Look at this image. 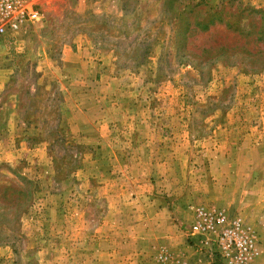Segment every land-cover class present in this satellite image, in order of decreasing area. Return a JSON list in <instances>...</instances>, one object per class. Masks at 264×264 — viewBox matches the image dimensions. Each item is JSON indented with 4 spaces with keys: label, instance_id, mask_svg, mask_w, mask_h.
I'll use <instances>...</instances> for the list:
<instances>
[{
    "label": "rangeland",
    "instance_id": "rangeland-1",
    "mask_svg": "<svg viewBox=\"0 0 264 264\" xmlns=\"http://www.w3.org/2000/svg\"><path fill=\"white\" fill-rule=\"evenodd\" d=\"M179 1L40 0L3 39L0 108L20 119H0V264H229L215 234H189L215 207L254 231L264 264V56L202 44L264 45L224 25L184 45Z\"/></svg>",
    "mask_w": 264,
    "mask_h": 264
},
{
    "label": "built area",
    "instance_id": "built-area-1",
    "mask_svg": "<svg viewBox=\"0 0 264 264\" xmlns=\"http://www.w3.org/2000/svg\"><path fill=\"white\" fill-rule=\"evenodd\" d=\"M40 0H0V39L15 36L27 23L41 19ZM190 236L215 234V242L229 264H252L257 236L239 219L228 221L220 208H201L190 227ZM154 264H187L172 253L161 254Z\"/></svg>",
    "mask_w": 264,
    "mask_h": 264
},
{
    "label": "trees",
    "instance_id": "trees-1",
    "mask_svg": "<svg viewBox=\"0 0 264 264\" xmlns=\"http://www.w3.org/2000/svg\"><path fill=\"white\" fill-rule=\"evenodd\" d=\"M178 5L182 8H177L178 14L175 17L178 18L179 22H186V29L181 33V36L186 34L185 39H183L184 45H186L193 32L198 35H204L207 32L215 34L221 25L235 31L243 39H250V36H252L255 43L264 45V9H256L243 4L234 9L231 2H221V8L214 9L203 0L192 2L180 0ZM253 15H260L259 23L252 20ZM226 16H229V18ZM233 20L236 21L233 23ZM219 39L213 40L214 44L210 46L203 43L202 53L212 51L210 54L214 59L229 56L230 54H227L229 50L232 51L231 56L244 55L247 58L264 56V50L258 45L256 52L248 48L238 50L236 46H227ZM242 48H245V46L243 45Z\"/></svg>",
    "mask_w": 264,
    "mask_h": 264
},
{
    "label": "crops",
    "instance_id": "crops-1",
    "mask_svg": "<svg viewBox=\"0 0 264 264\" xmlns=\"http://www.w3.org/2000/svg\"><path fill=\"white\" fill-rule=\"evenodd\" d=\"M262 1L264 2V0H258L256 3H260ZM250 2H253V1L250 0ZM260 6H264V4H262ZM4 45H5L4 40L3 39H0V73H2L4 75V78H3V76H0V87H5L6 86V83L9 80V78L7 79L6 74L8 72H10V68L8 67L7 60L5 59L6 52L3 49ZM68 54H71V52L69 51ZM3 57H4V59H3ZM10 74H11V72H10ZM86 83H87V81H86ZM89 84L91 85V82ZM69 95H71V92L69 93ZM69 97H70V99H69L68 102H70V103H72L74 105H76L79 102L77 99H73L71 96H69ZM11 102L13 104L16 103V101H12V100L9 103H11ZM2 103H3V106L4 107L0 108V119L3 118L4 120H7V118H8V119L12 120L13 117H14V115L18 119H20L19 113H16V111H14V110H12L10 108L8 109V107H6V106L9 105V103H7V102H2ZM168 242H169L170 245H172V243H174L173 244V246H174L173 248H175L178 245V241H177V239L174 236L169 237L168 238Z\"/></svg>",
    "mask_w": 264,
    "mask_h": 264
}]
</instances>
